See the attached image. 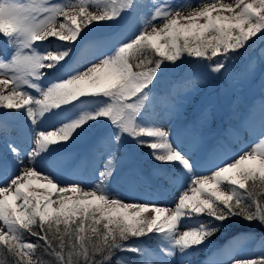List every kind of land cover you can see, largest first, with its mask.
<instances>
[{
	"label": "snow or ice",
	"instance_id": "obj_1",
	"mask_svg": "<svg viewBox=\"0 0 264 264\" xmlns=\"http://www.w3.org/2000/svg\"><path fill=\"white\" fill-rule=\"evenodd\" d=\"M101 6L102 11L89 12L85 0L63 5L0 0V34L21 38L20 49L11 63H0V68H12L19 74H0L4 77L0 85L12 86L10 94H0V103L6 102L7 109H23L34 126L49 116L59 117V127L36 130L35 147L27 152L26 158L21 156L17 144H8L19 171L13 173L9 160L0 158V245L17 258L16 264H43L32 255L40 248L54 256L58 264H129L118 253L152 255L148 249L126 244L131 238L152 233L172 234L174 247L191 256L202 251V246L220 231L218 226H210L212 221L222 223L241 217L250 223L264 224V198L257 199L252 191L257 184L264 187V130L254 147L236 157L227 159L219 150H214L217 154L211 156L196 131L200 114L191 125L177 131L174 139L173 130L156 126L158 114L152 95L164 69L185 58L199 65L219 56L209 66L210 72L222 77L231 75L235 62L257 41L264 42V0L234 3L214 0L183 17L182 9L157 5L139 31H135L136 17L143 7L139 0H98L96 8ZM61 16L64 23H58ZM157 18L165 21L162 27L153 23ZM78 19L86 26L94 21H115L126 32L86 45L103 50L116 42L113 53L101 51L94 62L42 87L36 81L43 80L48 71L67 61L72 50L41 52L37 42L54 38L75 44L82 32ZM202 19L205 22L201 23ZM260 61L264 64V48L260 50ZM253 72V65L248 63L239 67L237 74L248 78ZM28 87L39 96L24 91ZM181 87L180 83L175 86ZM104 98L108 99L106 106L91 114L78 115V108ZM170 108L174 109L175 104H170ZM101 118L109 119L118 129L94 149L98 156L108 153L100 172L103 182L116 172L117 153L124 134L150 148L153 158L161 165H173L189 173L197 167V154L206 153V170L210 175L194 177L177 197L178 203L169 215L166 208L157 204L128 203L110 197L101 183L91 190L76 182L61 186L62 183L37 167V157L42 153L52 146L65 147L85 133L90 122ZM41 176L46 183L37 184L34 178ZM222 183L227 190L221 189ZM34 185L44 191L33 190ZM241 195L250 199H241ZM149 212L154 216L142 218ZM201 216L212 220L209 224L189 227L182 234L178 232L184 218ZM25 232L35 237L37 243L25 242ZM165 255L171 259L175 252L165 250ZM140 264H152V261L142 259ZM233 264H264V257L237 259Z\"/></svg>",
	"mask_w": 264,
	"mask_h": 264
},
{
	"label": "rangeland",
	"instance_id": "obj_2",
	"mask_svg": "<svg viewBox=\"0 0 264 264\" xmlns=\"http://www.w3.org/2000/svg\"><path fill=\"white\" fill-rule=\"evenodd\" d=\"M22 2L29 3L32 2V0H22ZM37 3H48L51 2L53 4H68V3H79L80 0H36ZM98 0H85V3L88 5V11H102L103 8L101 6L100 9L96 8V3ZM214 0H151L149 5L144 8H141L140 15L144 19L150 18L152 14L155 12V7L157 5L159 6H168L170 9H182L181 10V17L189 15L191 11L198 9L199 7L205 6L207 4L213 3ZM225 3H234L235 0H224ZM251 2V0H249ZM93 7V9H92ZM145 9V10H144ZM148 9V10H147ZM64 17L61 16L58 18V23H64ZM165 21L162 18H157L155 21H153L154 24L158 26H163V23ZM184 21L182 20V23ZM201 23L205 22L204 20L200 21ZM78 24L81 23V21L78 19L77 21ZM85 25L84 23H82ZM80 24V26L82 25ZM94 25L92 27L99 28L96 30L97 32H101L103 34L108 35L110 31L118 30L120 33L123 31L120 28L122 25L118 24L115 21H107V22H99L96 23L95 21L93 22ZM143 24V23H142ZM118 25V26H117ZM120 25V26H119ZM86 26V25H85ZM91 26V25H88ZM90 29V28H88ZM149 31L151 28L148 29ZM65 34H68V32L65 30ZM113 33L112 35H114ZM111 36V35H109ZM20 39L19 37H6L3 34H0V63H11L13 55L20 49ZM115 42V41H113ZM75 47L76 49L79 47ZM111 46V45H110ZM7 47V48H6ZM53 48L49 50V52H54V46ZM43 46L39 45V51L42 52ZM2 49L6 50V55L2 53ZM75 49V50H76ZM9 52V53H8ZM113 53V52H112ZM0 74L6 75V76H18L14 69L12 68H0ZM3 76H0V79H3ZM39 83L42 87H45V82L42 81H36ZM243 84V91L240 92L241 94L244 95V98H248L250 101L247 102L245 107V104H241L240 102H235L234 105L232 106L231 104V98L230 94L234 86L228 85L226 87H222L219 93H217L218 97H212L208 101L213 103V104H208L209 105H214L215 107L217 106V102L219 101L221 104V107L225 110V114L227 116L222 122L218 123V126L215 128L211 129L209 125V119L208 116L205 114V111H208V106H201L200 109H198L195 112V118H192V123L197 119L198 114H200L199 122L196 127L197 133L202 137L203 140L206 138H210L209 142H218V138L222 135L221 139H223L225 133L228 131V128L231 127V124L236 125L238 128L241 127V131L246 130L248 128V131L246 130V135L248 134L247 138H243V141H246V139H252L253 136L259 135V133L256 132H251L249 128V122L251 117H249L245 122V118L248 116L249 110L254 107L252 110L255 111L254 113L257 115H260L262 117V122L259 124L260 130H264L262 128V125H264V99H259L257 98V90L262 86L264 83V76H262L261 80L257 82L256 86L253 87V76H249L246 79H243L241 81ZM161 89V93H164V87L161 85L159 87ZM255 88V89H254ZM254 89L252 92V95L249 93V90ZM3 91H6L4 94ZM12 91V86L11 85H0V94H10ZM24 91H27L31 93L33 96H39V93L35 91L33 88H26ZM250 94V96L248 95ZM256 97V98H255ZM255 98V99H254ZM252 99H254L252 101ZM242 101V100H240ZM170 101L165 100L162 102V104H155V111L158 114V120L156 121V126L164 129V130H173L174 131V138H175V133L177 131L182 130L187 124L183 122L181 115V110H180V104L176 103L174 109L170 108ZM179 105V106H178ZM106 106V104H101V105H94L93 102L90 103L87 106H83L81 108L77 109L78 115H87L94 113L98 108ZM230 106L231 109H230ZM104 119L101 118L98 121H92L90 122V127H88L87 131L85 133H82L80 136H78L77 142L78 143H85L83 141L85 135L87 132L96 129L100 125V121ZM106 119V118H105ZM207 119V120H206ZM109 119H106L103 122H109ZM255 126V125H254ZM251 126V127H254ZM256 127V126H255ZM258 127V129H259ZM244 135V134H243ZM245 136V135H244ZM98 137L105 138L107 137L106 134L102 136V134H97L93 139L88 140L89 141H94ZM217 137V138H216ZM125 138L128 139L126 141V146L125 149L123 150L120 148V150L124 151V154H121V152L117 153V161H119V166H122V169H127L128 172L125 174L124 178L126 179L127 182L129 180H133L136 183H141L143 185H147L148 182L152 180V178L161 180L165 174L162 169H160L159 173L152 175V173L149 174V179H144L142 176H140L139 172L142 170H146L147 172L151 169H155V167H160L159 161H156L153 156H152V150L149 148L148 152L143 153L141 150L147 149L148 147L140 146V144L137 143L136 140H134L131 136L125 134ZM228 142L232 145L231 152H233L234 155H239L241 150L243 149V146L245 143L237 141L233 137L230 139H227ZM76 142V143H77ZM247 142V141H246ZM252 142H254L253 146H246V149H250L251 147H254L256 142V139L253 138ZM244 146V147H245ZM217 148H214L216 150ZM156 162V163H155ZM154 164V165H153ZM155 166V167H154ZM137 172V174H136ZM161 173V174H160ZM159 175L161 177H159ZM136 177V178H134ZM191 177V176H190ZM141 178V179H140ZM98 179H101L100 173ZM128 179V180H127ZM163 181V180H162ZM192 180L188 178L187 176L185 178H181L180 180V185L178 186V191H177V196L174 197L172 206L173 208H169L170 212L174 211V206L175 203H178L177 197L180 195V193L184 190H186ZM151 184L153 183V180L151 181ZM222 190H227L225 187H221ZM115 192H118V188L114 189ZM122 191V190H121ZM146 193L153 194V191H147L142 190ZM155 194L158 193V190L155 188L154 190ZM160 192V190H159ZM143 193V192H142ZM161 194V192H160ZM189 194L191 195V191L189 190ZM119 195H123L122 193H119ZM154 195V194H153ZM142 218H150L149 216H146L143 214ZM199 221V217H193L192 219H188L187 217L184 218V220L181 221V226L188 225V227L184 230L178 227V232L182 234L183 231L189 230V227H198L197 222ZM157 234V233H156ZM147 246L142 247L145 249H148L152 255L148 257H140L139 258V264L140 260H146L151 262L152 264H165V250H169L170 248L174 247L173 244V235L172 234H157L154 238H147L146 240ZM135 243H133L134 245ZM139 246V245H136ZM140 247V246H139ZM169 248V249H168ZM175 248V247H174ZM203 250L199 251L196 255H191L189 256L186 253H180L178 250L177 256L179 259H176L177 261H180L181 264H233V261L240 259V260H245V259H259L261 257H264V241L262 240H256L254 239L253 235H239L233 238L228 244L220 247H216L215 244H208L206 242L205 246H202ZM224 250L223 253L221 254V250ZM176 256V255H175ZM157 258H159L161 261H157ZM214 258V260L212 259ZM127 259V258H126ZM128 260V259H127ZM164 260V261H163Z\"/></svg>",
	"mask_w": 264,
	"mask_h": 264
},
{
	"label": "bare ground",
	"instance_id": "obj_3",
	"mask_svg": "<svg viewBox=\"0 0 264 264\" xmlns=\"http://www.w3.org/2000/svg\"><path fill=\"white\" fill-rule=\"evenodd\" d=\"M139 2H141V0H139ZM141 4L144 8L149 5L148 0L141 2ZM140 12L136 17L135 31H139L140 26L142 25V23H144V19L141 17ZM92 25L85 26L82 24L80 26L82 30L81 37L75 42V44H71V42H67V44L54 38L45 42H37L39 45L43 46L42 52H49V50L53 48L52 46H54V52H59L68 48H71L72 50L67 61H62L56 69L48 71V75L43 80H40L42 82H45V88L52 82L65 78L70 72H76L82 67L86 66L88 63L94 62L101 51H104L107 54H111L110 51L103 49L96 52L92 56L88 55L87 58L83 60H81V58L79 57L78 51L75 50V47L102 36L101 32L96 31L99 28L92 27ZM2 53L6 55V50L2 49ZM3 92L4 94L6 93V91ZM4 104H6V102L0 103V158H7L9 160L10 170L15 173L19 171V166L16 159L11 156L8 144H17V146L22 150L21 156L26 158L27 152L31 151V149L35 147L33 141L35 139L36 130H50L53 127H59V117L49 116L47 119H41L39 124L34 126L32 125L31 120L27 117L23 109H7L6 107H4ZM261 120L262 117L260 115L254 114L253 116H251L249 122V128L251 132H261L259 127V124L262 122ZM240 129L241 127L238 128L237 126L235 129L229 127L223 139L220 138L218 142H209V137L203 140L207 149V154L211 156L217 154L216 151L209 152V149H211L212 146L217 143V150H219L220 155L224 156L227 159L236 157V155L231 152V149L234 147H232L227 139L233 137L237 141L243 142V138H247L248 134L246 135V130L244 132ZM76 138L70 141L68 145L63 148H60L59 146H52V148H50L47 152H44L40 157H37V167L42 171H45L50 176H53L56 179V182L62 183L61 186H66L63 183L76 182L81 183L87 190H91V188H94L98 183H101L103 184L105 194L110 197H116L128 203L157 204L158 206L166 208L167 214L170 215L173 211L170 212L169 208H173V199L175 196H177L176 193L178 191V186L180 185L179 182L181 178H185L187 176L188 178L193 180L194 177H203L205 175H210V172L206 170L208 157L206 153H199L197 154V167L195 171L191 173L186 172L182 168H178L173 165L159 164L160 168L163 170V172H165L164 174L168 179L166 183H162L161 187L158 188V190H160L161 192V195L163 194L164 197L162 196V198H158L155 194L153 195L144 191H142L143 193H137L134 188L138 185V183L134 182V179L129 180V182L126 181L124 176L125 174H127L128 170L122 169V166H119V161H117L116 172L110 180H108L107 182H103L102 179H98L99 173L103 171L105 159L107 158L108 153L104 152L103 155L98 156L95 154L94 149H97V146L100 144V141L103 140V138L98 137L96 140L85 142L84 144L78 143ZM53 148H55L56 151H53ZM246 148L247 147L245 146L241 150L240 154L243 151L247 150ZM98 150L103 151L102 149ZM170 176H172L171 179H169ZM159 177L161 176L159 175ZM34 179L37 180V184L46 183V181L42 179V176L40 178ZM221 187H225L223 183L221 184ZM115 188H118V192L114 191ZM33 190L41 192L44 191L43 188H40L36 185H34ZM119 193H122L123 195H119ZM55 198L56 197L54 196L53 199ZM144 215L151 218L152 216H154V213L149 212L144 213ZM187 227L188 225L180 226L179 228L184 230ZM169 250L175 252L176 256H173L171 259L166 257L165 264H181L180 261L176 260L178 257L177 249L173 247Z\"/></svg>",
	"mask_w": 264,
	"mask_h": 264
},
{
	"label": "trees",
	"instance_id": "obj_4",
	"mask_svg": "<svg viewBox=\"0 0 264 264\" xmlns=\"http://www.w3.org/2000/svg\"><path fill=\"white\" fill-rule=\"evenodd\" d=\"M262 48H264V42L257 41L256 45L251 48L248 53L240 57L235 62V66L232 70L231 75L223 77L219 74L211 73L209 67L213 63V61L220 59L219 56L213 57L212 60H204L199 65L191 63L189 61V58H185L183 62L177 61L175 65H170L164 69L163 75L160 77L159 83L152 93V95L156 99V104H160L165 100H168L170 101V103L175 105H177L176 103H178L181 105L180 110L182 116L184 117V119L190 121L192 117L195 116V112L201 108L200 105L208 106V104H213L208 100L214 96L218 97L217 93H219L221 88L228 85L234 86L230 94L231 104L233 105L238 100H242V102L246 104L250 100L248 98H244V95L240 93L244 89L241 81L246 78H242L237 74L238 69L239 67L248 63H251L253 65L254 72L251 76H253L252 85L253 87H255L257 82L261 80L262 76H264V64H262L260 61V50ZM178 83L182 84L183 87L176 89L175 86ZM161 85L164 87V93H161V89L159 88ZM254 89L249 90V93L251 95ZM249 93L248 95L250 96ZM257 94L258 96L264 95V83L260 88H258ZM216 102V107L212 105L210 110L205 111V114L208 116L212 125H215L218 121H221L225 116V110L221 107L220 102ZM93 103L95 105L107 104L108 99H97L94 100ZM105 120L106 119L104 118L100 121V126L94 129V133H106L110 136L115 135L118 129L113 127L111 121L103 122ZM126 141H128V139L125 138L124 134L122 136V145L120 147L123 150L125 149ZM140 146L144 145L140 144ZM141 151L145 153L147 149ZM141 173L144 176L147 175L146 172ZM240 191L241 190H238V192ZM252 191L257 199L264 198V187H261L259 184H257L252 189ZM245 195H247V193H245ZM239 198L246 200L250 199V197H245L242 195ZM211 220L212 218L210 217L201 216L199 218V223L209 224ZM210 226H218L220 228V231L212 236L208 241V243L215 244L217 246L223 245L229 239L239 233H251L252 235H254L255 239L262 238V240H264V224H261L259 221H253L250 223L242 219L241 217H232L222 223L219 221H212ZM154 235L155 233H152L146 237L131 238L125 243L130 245H133V243H135L140 247H145L147 246V238L154 237ZM24 241L37 243V239L30 236L26 232L24 233ZM39 243L42 244L43 241H39ZM32 255L34 258L38 257L39 260L43 262V264H58L56 258L52 255H49L42 248L34 251ZM118 255H124L126 258L131 260L130 264H136L137 257H139L136 253L133 252L118 253ZM16 259L17 258L6 252L4 250V247L0 245V264H16Z\"/></svg>",
	"mask_w": 264,
	"mask_h": 264
}]
</instances>
